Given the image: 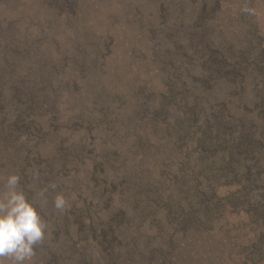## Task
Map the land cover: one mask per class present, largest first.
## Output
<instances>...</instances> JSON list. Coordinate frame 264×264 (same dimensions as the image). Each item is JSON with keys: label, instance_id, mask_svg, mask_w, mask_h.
I'll list each match as a JSON object with an SVG mask.
<instances>
[{"label": "rangeland", "instance_id": "rangeland-1", "mask_svg": "<svg viewBox=\"0 0 264 264\" xmlns=\"http://www.w3.org/2000/svg\"><path fill=\"white\" fill-rule=\"evenodd\" d=\"M13 173L29 264H264V0H0Z\"/></svg>", "mask_w": 264, "mask_h": 264}, {"label": "clouds", "instance_id": "clouds-1", "mask_svg": "<svg viewBox=\"0 0 264 264\" xmlns=\"http://www.w3.org/2000/svg\"><path fill=\"white\" fill-rule=\"evenodd\" d=\"M242 11L254 14L247 5ZM46 191L42 189L39 195L44 197ZM53 205L58 211L65 209L62 193L54 196ZM45 228V221L20 186V176L7 175L0 192V264H29L45 239Z\"/></svg>", "mask_w": 264, "mask_h": 264}, {"label": "trees", "instance_id": "trees-1", "mask_svg": "<svg viewBox=\"0 0 264 264\" xmlns=\"http://www.w3.org/2000/svg\"><path fill=\"white\" fill-rule=\"evenodd\" d=\"M19 93V92H18Z\"/></svg>", "mask_w": 264, "mask_h": 264}]
</instances>
